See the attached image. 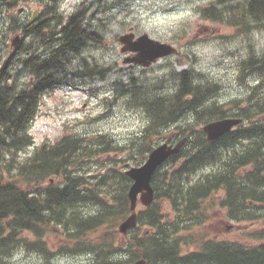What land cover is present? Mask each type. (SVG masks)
I'll return each instance as SVG.
<instances>
[{
  "label": "trees",
  "instance_id": "trees-1",
  "mask_svg": "<svg viewBox=\"0 0 264 264\" xmlns=\"http://www.w3.org/2000/svg\"><path fill=\"white\" fill-rule=\"evenodd\" d=\"M222 1L215 0L203 9V16L219 18L217 5ZM246 12L256 24L262 23L264 0H248ZM34 31L37 36L42 34V28ZM59 34L56 47L45 59L31 53L29 58L25 55L14 61L33 75L31 83L12 80V61L0 68V168L6 165V153L11 154L7 163L13 166L18 150L32 143L28 129L41 96L61 83L76 85L72 56L89 42L101 43V36L85 28L78 14L67 19ZM85 69L101 77L106 71L95 64ZM246 69L262 79L247 97L252 101L251 111L248 106L237 110L248 118V125L231 130L215 143L206 141L196 128L198 123L176 126L181 136L190 134V138L154 172L155 198L139 212L137 226L127 237L120 234L118 224L129 213L131 180L120 168L124 160L103 163L102 155L120 149L112 146L108 135L93 142L66 129L54 142L36 147L13 168L12 178L4 179L0 173V264H7L22 246H35L50 264L52 243L58 253L90 255L86 264H131L137 257L146 258L148 264H264V232L248 224L264 220V57L244 59L240 72ZM178 77L177 90L171 96L155 99L145 95L140 99L150 126L138 156L146 157L152 149L151 136L159 134L158 128L166 123L188 120L189 115H194L196 122L227 115L225 104H206L217 83H195L189 70L179 72ZM214 166L216 169L197 183L185 184L192 173ZM220 190L222 196L216 195ZM165 202L172 214H167ZM88 205L93 209L87 210ZM222 211L223 218L246 227L231 234L217 233L213 221ZM144 227L149 234L141 233ZM28 235L34 236L35 242H30Z\"/></svg>",
  "mask_w": 264,
  "mask_h": 264
},
{
  "label": "rangeland",
  "instance_id": "rangeland-1",
  "mask_svg": "<svg viewBox=\"0 0 264 264\" xmlns=\"http://www.w3.org/2000/svg\"><path fill=\"white\" fill-rule=\"evenodd\" d=\"M81 0H67L61 8L73 5ZM214 0H82L84 4V23L91 31L97 32L102 38L101 46L90 43L81 53L89 63L96 62L100 66L115 64V68L107 74L104 80L98 78H78L75 86H60L51 95L42 100L40 112L32 124L31 132L35 144L44 140H55L66 129L73 132L75 129L93 142H99L102 135L111 138L112 146L120 149L107 154L110 159L124 160L130 165H140L145 157L138 156V147L143 141L149 120L144 111L137 106H129L130 97L127 94L119 95L120 86L110 87L114 81L130 85V77L135 78L137 86L142 87L145 96L152 98H167L174 92L177 73L183 69H190L196 81L205 82L215 80L219 84L218 91L213 98L225 102L239 98L246 94L248 84L253 83V76L239 80L240 66L243 60L252 53L256 55L264 52V31H253L248 34H239L231 25H228V13L222 19H210L201 15V9ZM245 0H236L234 4L243 6ZM23 0L18 3L22 5ZM14 9L15 17L4 15L3 7L0 10V61L11 55V38L15 32L11 19L18 22L24 20L31 13V4L24 13ZM222 7V5H218ZM229 11L228 5L226 6ZM71 9V8H70ZM71 9V10H72ZM230 18V17H229ZM63 20V19H62ZM18 25V24H17ZM19 26V25H18ZM133 26L136 34L147 33L150 37L174 45L178 49L175 56L161 59L149 68H142L133 64H122L123 55L119 48L117 37ZM22 31V28H19ZM23 44L32 41V34L22 31ZM36 41V38H33ZM17 51L19 58L25 55ZM29 58V56H26ZM81 66L80 57L74 56L71 61L73 71ZM16 70L21 69L15 66ZM21 80L27 77H18ZM130 88V87H129ZM117 89V92L115 91ZM139 94L136 93V98ZM112 102V103H111ZM193 119H179L177 123L169 124L159 129V134L151 136V146L165 140L166 134L176 126H182ZM150 126V125H149ZM30 152L19 151L16 156L17 163L24 161ZM138 156V161L134 157ZM103 157L105 164L109 161ZM5 163L0 168L4 178L10 179L15 174L7 161L10 154L5 155ZM120 164V161L118 162ZM123 164V163H122ZM121 164V165H122ZM5 165V166H4ZM95 164L93 168H95ZM208 168L200 169L185 180L186 185L197 183L208 172ZM210 171V168H209ZM165 205L167 202L164 203ZM143 206L138 205L140 212ZM170 208V207H169ZM87 210L93 206L88 205ZM87 212V211H86ZM89 212V211H88ZM93 212V211H92ZM168 214L171 211L166 209ZM234 223L232 219H214V228L217 233H227L226 225ZM251 228L264 230V221H249ZM243 229H239L240 231ZM259 232V231H258ZM257 232V233H258ZM90 255L77 256L62 255L55 258V264H86ZM44 259L36 252H27L25 248L13 255L7 264H43Z\"/></svg>",
  "mask_w": 264,
  "mask_h": 264
},
{
  "label": "water",
  "instance_id": "water-1",
  "mask_svg": "<svg viewBox=\"0 0 264 264\" xmlns=\"http://www.w3.org/2000/svg\"><path fill=\"white\" fill-rule=\"evenodd\" d=\"M133 34H124L119 36V42L123 43L122 51H139L137 55L125 59V61H132L135 63L141 62L144 65H149L158 57H163L177 52L176 48L168 43H162L158 40L149 38L147 34L140 36L135 43H131ZM18 41V37L13 39V44ZM242 120L240 118H223L218 119L203 126V130L207 133V138L211 142L218 136L224 134L233 125H237ZM186 141V137L180 138L175 144H168L166 142L153 148L145 162L140 166L129 167L125 173L132 179V183L128 190V198L130 201V213L120 222L118 229L126 235L128 230L136 226L137 213L136 206L140 202L144 206L150 205L154 197V189L151 185V176L157 167L162 164L170 155L179 152L180 148ZM234 226L229 225L228 230ZM133 264H146V260L139 258Z\"/></svg>",
  "mask_w": 264,
  "mask_h": 264
},
{
  "label": "flooded vegetation",
  "instance_id": "flooded-vegetation-1",
  "mask_svg": "<svg viewBox=\"0 0 264 264\" xmlns=\"http://www.w3.org/2000/svg\"><path fill=\"white\" fill-rule=\"evenodd\" d=\"M24 3L18 6L20 0H0V10L5 7L4 15L9 14L11 17H15L12 12L18 6L17 12L19 15L24 13L31 4H34L31 8V13L28 17L23 18L21 22L17 19L11 22H16L18 28H26L28 34H32V31L36 28H43L46 32L50 28H61V24L54 25L53 22L58 21L60 14L58 13V7H60L61 0H23ZM23 38V34H22Z\"/></svg>",
  "mask_w": 264,
  "mask_h": 264
},
{
  "label": "bare ground",
  "instance_id": "bare-ground-1",
  "mask_svg": "<svg viewBox=\"0 0 264 264\" xmlns=\"http://www.w3.org/2000/svg\"><path fill=\"white\" fill-rule=\"evenodd\" d=\"M261 14V13H260ZM263 15V14H262ZM262 18V17H261ZM192 94V93H191ZM6 141V140H5ZM7 142V141H6ZM8 146V145H7ZM104 162V161H103ZM95 169V168H94Z\"/></svg>",
  "mask_w": 264,
  "mask_h": 264
}]
</instances>
